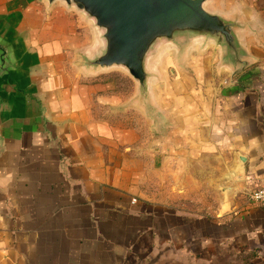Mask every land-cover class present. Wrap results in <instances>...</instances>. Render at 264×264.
<instances>
[{
	"label": "crops",
	"instance_id": "1",
	"mask_svg": "<svg viewBox=\"0 0 264 264\" xmlns=\"http://www.w3.org/2000/svg\"><path fill=\"white\" fill-rule=\"evenodd\" d=\"M0 30L37 97L0 123V264H158L173 249L264 264L261 38L239 34L252 58L235 77L215 47L161 60L151 119L127 74L78 65L95 42L76 12L0 0Z\"/></svg>",
	"mask_w": 264,
	"mask_h": 264
},
{
	"label": "water",
	"instance_id": "2",
	"mask_svg": "<svg viewBox=\"0 0 264 264\" xmlns=\"http://www.w3.org/2000/svg\"><path fill=\"white\" fill-rule=\"evenodd\" d=\"M48 7L62 4L92 29L94 45L80 53L78 65L87 74L121 71L136 84L133 103L153 118L157 111L152 81L155 67L166 57L189 56L191 51L219 50L220 68L232 77L242 74L252 58L239 34L258 40V20L235 10L229 15L210 12V0H42ZM28 68L14 39L0 30V123L28 107L37 97L24 85ZM241 80L234 84H241Z\"/></svg>",
	"mask_w": 264,
	"mask_h": 264
},
{
	"label": "rangeland",
	"instance_id": "3",
	"mask_svg": "<svg viewBox=\"0 0 264 264\" xmlns=\"http://www.w3.org/2000/svg\"><path fill=\"white\" fill-rule=\"evenodd\" d=\"M206 6L210 12H218L229 15L235 10L251 13L258 20L259 30L257 38L264 41V0H210ZM249 11V12H248ZM215 50H218L215 48ZM255 52H258L257 49ZM164 251V256L158 264H257L255 257L245 253L225 252L215 257H202L193 252Z\"/></svg>",
	"mask_w": 264,
	"mask_h": 264
},
{
	"label": "built area",
	"instance_id": "4",
	"mask_svg": "<svg viewBox=\"0 0 264 264\" xmlns=\"http://www.w3.org/2000/svg\"><path fill=\"white\" fill-rule=\"evenodd\" d=\"M250 200L262 207H264V186L257 188L250 195Z\"/></svg>",
	"mask_w": 264,
	"mask_h": 264
},
{
	"label": "trees",
	"instance_id": "5",
	"mask_svg": "<svg viewBox=\"0 0 264 264\" xmlns=\"http://www.w3.org/2000/svg\"><path fill=\"white\" fill-rule=\"evenodd\" d=\"M250 255H252V254H250ZM253 256V255H252Z\"/></svg>",
	"mask_w": 264,
	"mask_h": 264
}]
</instances>
